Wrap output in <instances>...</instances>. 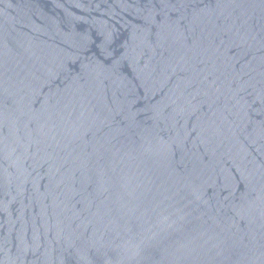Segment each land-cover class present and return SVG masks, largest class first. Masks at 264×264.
<instances>
[{
	"label": "water",
	"instance_id": "water-1",
	"mask_svg": "<svg viewBox=\"0 0 264 264\" xmlns=\"http://www.w3.org/2000/svg\"><path fill=\"white\" fill-rule=\"evenodd\" d=\"M0 264H264V0H0Z\"/></svg>",
	"mask_w": 264,
	"mask_h": 264
}]
</instances>
